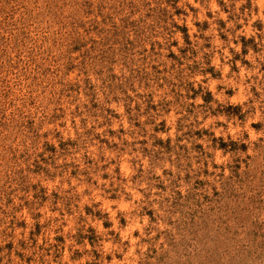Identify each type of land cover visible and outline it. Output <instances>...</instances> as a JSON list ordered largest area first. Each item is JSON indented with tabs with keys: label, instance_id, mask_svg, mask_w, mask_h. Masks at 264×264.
<instances>
[{
	"label": "rangeland",
	"instance_id": "374dc122",
	"mask_svg": "<svg viewBox=\"0 0 264 264\" xmlns=\"http://www.w3.org/2000/svg\"><path fill=\"white\" fill-rule=\"evenodd\" d=\"M0 264H264V0H0Z\"/></svg>",
	"mask_w": 264,
	"mask_h": 264
}]
</instances>
